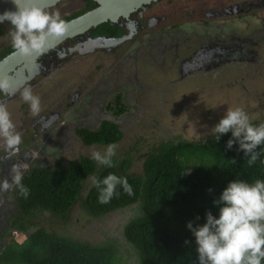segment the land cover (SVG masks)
I'll use <instances>...</instances> for the list:
<instances>
[{
  "label": "trees",
  "instance_id": "16d2710c",
  "mask_svg": "<svg viewBox=\"0 0 264 264\" xmlns=\"http://www.w3.org/2000/svg\"><path fill=\"white\" fill-rule=\"evenodd\" d=\"M84 1L86 10L95 6L92 0ZM83 11L64 19H73ZM96 30L101 34H118L108 23L98 25ZM4 32L0 28V37ZM6 41L2 40L6 45L11 44ZM12 51L11 46L5 48L0 58ZM123 112L121 108L115 114ZM76 134L85 146H105L122 139V132L108 121L94 131L81 128ZM215 135L206 142L176 139L160 143L147 153L138 174L127 171V161L117 164L113 158L112 167L97 166L90 157H80L67 164L57 160L53 166L35 167L22 178L29 195L25 198L18 189L15 191L19 214L11 221L13 230L23 232L28 225L36 227L31 217L41 213L65 218L75 206L92 218L126 208H132L133 212L119 235L104 241H79L39 227L21 243L14 240L5 243L0 249V264H118L119 239L130 246L138 264H195L196 246L186 223L190 220L194 224L203 223L208 210L216 214L212 201L228 181L264 179V163L258 159L249 166L243 151H237V144L231 149L225 147L231 132L220 134L218 141ZM109 172L127 177L131 192L117 185L119 194L101 204L97 200V188L91 185L81 196L86 179L91 175L100 178ZM21 220L26 227L21 225Z\"/></svg>",
  "mask_w": 264,
  "mask_h": 264
},
{
  "label": "flooded vegetation",
  "instance_id": "af4514ba",
  "mask_svg": "<svg viewBox=\"0 0 264 264\" xmlns=\"http://www.w3.org/2000/svg\"><path fill=\"white\" fill-rule=\"evenodd\" d=\"M69 1L75 0L62 2ZM78 1L82 8L77 11L84 9L78 16L95 8L94 6L86 10V2ZM183 1H195L196 6L183 10L176 4ZM261 12L264 13V0H230L218 3L215 0H156L139 7L128 16H118L114 22L104 23L113 26L118 34H101L97 32L96 26L81 35L63 40L54 50L31 62L30 66L22 64L16 67L10 73L11 76L22 68V72L26 71V76L22 77H29L17 87L20 89L30 86L34 91L41 82L54 76L61 78L66 72L70 77L78 72V83L73 87L71 81L69 83L62 79L56 83H63L55 86L52 92L45 93L46 96L62 98L47 102L43 110L30 118L32 126L36 123L40 126L43 140H29V145H25L20 151L18 149L12 157L3 151L4 146L1 144L3 149L0 155V179L9 175L13 165H20L24 176L37 165L41 167L39 165L42 162L50 160L58 143L48 135L55 129L62 130L74 118L77 119V123L73 125L74 136L81 129L76 126L79 123L84 124L83 117L86 119L87 130L94 131L108 121L122 132L120 124L121 118L126 115V106L130 108L132 100H136H131L130 97L140 96L139 81L149 76L153 80L154 75L158 77L161 74L150 71L151 68L165 69L170 83H182L187 79H194L195 76L211 83L223 75L227 68L262 61L264 15ZM1 38L3 41H10ZM97 38H104L105 41L98 47V44L93 47L90 44L85 45ZM9 46L11 44L1 48L0 52ZM70 56L94 58L83 60L74 69L71 65L75 62L65 61ZM90 71H94V75L91 76ZM161 77L164 79L165 74ZM89 78L92 82H89ZM15 96L19 97V92L12 96L0 94V104L16 100ZM107 96H114L113 105L104 102ZM121 108H124V112L115 114ZM31 128L35 133L33 127ZM22 130V126H19L20 134ZM38 142L46 144L49 152L44 150L45 146H41L39 151L32 145ZM22 144L24 145L23 141ZM15 191L16 188L0 192V224L4 221L3 214L10 212V203L16 204L15 199L5 202V196L11 193L14 196Z\"/></svg>",
  "mask_w": 264,
  "mask_h": 264
},
{
  "label": "rangeland",
  "instance_id": "374dc122",
  "mask_svg": "<svg viewBox=\"0 0 264 264\" xmlns=\"http://www.w3.org/2000/svg\"><path fill=\"white\" fill-rule=\"evenodd\" d=\"M215 2H230V0H215ZM176 4L180 5L183 10L196 6L195 1H183L177 2ZM80 8L82 6L78 0L62 2L54 7V9L59 10L63 18L78 12L77 10ZM261 13L264 15L263 12ZM0 25V28L5 29V34L1 37L8 39L7 34L10 25L8 23ZM1 37L0 49L6 46L2 42ZM261 55L263 56L262 61L249 64L244 63L243 66L227 68L224 70L223 75L211 83L197 76L194 79H187L182 83H170L165 69L156 70L155 68H151L150 71L161 74L158 77L154 75L153 80L149 76V78H143L139 81L141 82L138 90L140 96L130 97L131 100L134 98L136 100H132L133 104L130 108L126 106V115H122L120 124L123 132L122 139L116 143L118 144V148L113 159L117 160V164H121L122 161H127L129 163L127 171L138 174L141 172L142 162L147 153L160 143L169 140L175 141L176 139L193 143L208 141L215 134L212 132V128L229 107L239 106L243 108L248 114L250 121H263L264 53ZM93 58L70 56L65 61L75 62L71 65L73 66L71 68L76 69L75 67L79 66L83 60L89 61ZM89 73L92 76L95 72L90 71ZM60 74L58 73V75ZM73 74L76 75L70 77L69 73L66 72L65 75L62 74L63 76L61 78L57 76L51 77L49 80L41 82L40 86L35 88L33 93L38 94L40 97L41 110L44 109V105L48 104L47 102L62 98V96H46L45 94L52 92L51 90L55 86L63 83H56L57 81L64 79L69 83L71 81L74 84L73 87L76 86V83H78V72H74ZM162 74H165L164 79L161 77ZM89 82H92L90 78ZM101 88L104 89V86ZM113 97L107 96L104 102L113 105ZM15 99H12V101L4 105L9 110L17 131H19V126L23 128L21 136L24 145L19 146L20 151L22 148H25V145L28 146L29 140L33 138L34 140H43V134L41 135L38 123L32 126L33 123L30 122L32 114L28 104L20 96H15ZM82 119H84V124L79 123L76 127L87 128L86 119L84 117ZM76 123L77 119L74 118L62 130L55 129L53 133L48 135L51 140L60 146L56 145L51 159L42 162L39 166H53L54 160L57 159L62 160L63 164H67L69 161L76 160L80 157H90L93 148L102 150L104 146H84L80 139L73 135V125ZM31 127L35 130V133ZM55 134L56 136H53ZM1 144L2 142H0ZM32 145H35L39 151H41V146H45L44 150L49 152L44 143L41 144V142H38ZM2 149L3 146L1 145L0 155L2 154ZM97 166L100 165L97 164ZM91 185L92 183L89 179L84 181L81 196L86 194ZM5 198V202H10V200L12 202L14 196L11 193L7 194ZM10 204L12 205L9 209L10 212L7 215L3 214L4 221L0 224V249L5 243L11 240L18 243L22 242L28 233L34 232L39 227L44 228L48 232H54L58 235L74 238L79 241H104L109 237H117L133 212L132 208H126L101 218H92L85 215L79 206H75L65 218L53 216L48 213H41L40 215L37 214L31 217L32 222L36 223V227H29V225L26 227L27 224L24 226L23 220H21V225L26 227L21 232L19 230H13L10 225L12 219L19 214L17 204ZM119 244L118 264H138L133 259L134 255L130 246L122 241V239H119Z\"/></svg>",
  "mask_w": 264,
  "mask_h": 264
},
{
  "label": "clouds",
  "instance_id": "9594fccd",
  "mask_svg": "<svg viewBox=\"0 0 264 264\" xmlns=\"http://www.w3.org/2000/svg\"><path fill=\"white\" fill-rule=\"evenodd\" d=\"M11 2L14 10L6 9L0 13V24L7 22L11 26L7 36L15 54L21 58L31 57L35 62L62 42L68 32V21L53 8L56 0ZM17 92L28 104L31 114L37 115L41 110L39 95L34 94L30 86L17 88L11 76L0 74V94L12 96ZM229 131L231 137L226 141L227 149L235 143L237 151H243L249 166L258 159L264 163V121L254 124L243 108L229 107L212 132L218 141L220 134ZM0 142L9 157L15 156L22 143V136L4 104H0ZM117 148L115 142L106 144L102 150L93 148L90 158L99 165L112 167ZM22 178L21 166L13 165L9 175L0 179V192L16 188L26 198L29 189L22 183ZM88 179L97 188V200L101 204L119 194L117 185L125 192H131L127 177L112 172L100 178L91 175ZM212 203L217 208L216 214L208 210L203 223L194 224L191 220L186 223L196 246L195 264H264V179L230 180ZM195 219L198 221L200 217Z\"/></svg>",
  "mask_w": 264,
  "mask_h": 264
},
{
  "label": "water",
  "instance_id": "95a60500",
  "mask_svg": "<svg viewBox=\"0 0 264 264\" xmlns=\"http://www.w3.org/2000/svg\"><path fill=\"white\" fill-rule=\"evenodd\" d=\"M65 0H56L57 5L59 2ZM156 0H92L95 4V8L91 9L88 12L83 13L82 15L71 19L68 21V32L63 38V40L73 38L75 36L81 35L87 32L89 29H93L96 26L103 24L105 22H114L118 16H128L129 13L138 9L139 7L154 2ZM14 5L11 0H0V13L4 10H14ZM62 40V41H63ZM102 41H105L104 38H97L90 41V43H97V47ZM87 45V44H85ZM93 47V45H90ZM33 59L31 57L21 58L19 55L15 54L14 51L8 54L7 56L0 59V74H8L14 72L16 67L20 65H31ZM26 69V68H25ZM24 73L18 70L12 75L13 84L18 87L28 78L22 77L26 76ZM31 76V75H30Z\"/></svg>",
  "mask_w": 264,
  "mask_h": 264
},
{
  "label": "bare ground",
  "instance_id": "6f19581e",
  "mask_svg": "<svg viewBox=\"0 0 264 264\" xmlns=\"http://www.w3.org/2000/svg\"><path fill=\"white\" fill-rule=\"evenodd\" d=\"M88 44H90V45H96L97 43H95V42H94V44H93V43H87V45H88Z\"/></svg>",
  "mask_w": 264,
  "mask_h": 264
}]
</instances>
